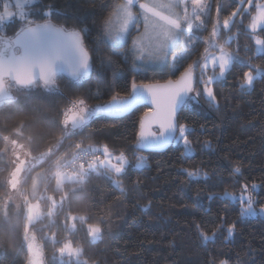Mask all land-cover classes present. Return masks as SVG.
Here are the masks:
<instances>
[{
	"label": "trees",
	"instance_id": "obj_1",
	"mask_svg": "<svg viewBox=\"0 0 264 264\" xmlns=\"http://www.w3.org/2000/svg\"><path fill=\"white\" fill-rule=\"evenodd\" d=\"M48 2L53 3L60 13L51 17L54 24L69 29L75 27L77 30H88L84 44L92 55L93 69L81 81H72L66 74L58 77L57 83L65 96H46L38 91L30 100H25L28 93L13 87V94L19 98L24 109L16 111L17 105L14 104L0 109V133L8 134L23 121L26 135L31 133L34 137L33 155L44 151L49 144H54L60 136L59 126L49 121L56 120L59 110L71 99L82 97L89 105H95L108 101L115 92L126 96L131 92L133 78L137 84H146L175 79L180 74L176 72L171 75L168 68L137 71L132 66V54L129 51L134 30L121 49L127 54V60L114 57L116 62L111 66L103 61L109 49L96 41L100 36L102 22L115 0ZM223 3L225 10L221 19L236 7L232 0H223ZM211 15L213 18L216 16L215 0H212ZM34 19L41 21L39 16ZM247 20L245 18L244 22ZM208 27L211 28V20ZM18 28V18L4 25L9 36ZM239 31L240 55H247L252 58V63L264 66V56L254 55V40L249 39L244 29ZM232 32L236 33L237 28L234 27ZM258 35L264 38V32L258 31ZM225 39L226 34L222 32L219 43H224ZM245 44L251 51H243ZM225 47L235 51L236 43ZM202 50L203 44H200L193 59ZM188 63L191 60L185 61L180 71ZM238 76H242V72L236 67L227 76L226 82L213 85L219 100L218 107L210 105L201 96L199 104L193 102L179 113L178 123L190 126L189 139L195 149L194 155H183V142L176 140L163 151L135 147L140 119L149 108L144 105L118 114L98 113L83 132L64 141V147L56 155L63 153L69 144L84 139L85 143L108 144L117 153L124 151L132 164L136 163L137 155L146 158L142 168H130L128 174L122 177L124 192L114 188L103 175L96 174L84 185L64 186V191L71 196V207L66 206L65 211L88 214L90 219L87 223H100L104 229L103 240L91 244L86 237V225L81 226L77 222L79 230L70 238L83 245L87 258L100 259V264H211L212 260L216 264L221 260L228 261V264H264V215L240 219L238 206L221 198L225 188L239 192L241 184L251 186L255 183L258 188L251 193L257 201L255 206L259 209L264 206V79H257L253 89L242 91ZM3 147L0 141V148ZM7 159H0V182H3L10 170L5 162ZM49 163H41L31 175L48 169ZM233 164L241 166L242 176L232 177ZM196 167L208 172L211 179L205 181L203 177L190 178L183 171ZM220 177H223L222 182ZM45 186L48 194L54 195L57 200L62 195L55 190L54 179L50 178L41 184L40 190L43 191ZM22 187L24 194L28 195L31 191V177ZM73 187L80 189L75 195H71ZM3 192L4 189L0 188V193ZM211 193L217 195L209 200ZM41 206L47 210L45 201H41ZM220 217H226L227 225L235 223L233 236L228 237L227 232L223 231L214 241H203L196 226L199 225L211 234V230L220 224ZM54 219L57 221L54 225H50L45 218L32 228L43 245L45 264H53V253L60 247L59 244L53 245L44 240L45 234L50 236L54 232L61 241L69 238L62 227L64 212L58 211ZM23 223L24 217L21 215L14 235L0 226V264H24L27 253L20 248Z\"/></svg>",
	"mask_w": 264,
	"mask_h": 264
},
{
	"label": "snow or ice",
	"instance_id": "obj_2",
	"mask_svg": "<svg viewBox=\"0 0 264 264\" xmlns=\"http://www.w3.org/2000/svg\"><path fill=\"white\" fill-rule=\"evenodd\" d=\"M232 2L236 7L221 19L225 10L223 0H215L214 18L211 15L212 0H115L102 22L96 41L109 49L103 61L111 66L116 62L114 57L127 60V54L121 49L134 30L136 37L129 50L133 54V67L137 71L141 68L146 71L148 67L158 66L163 61V67H167L171 75L179 72V76L174 80L169 78L163 84H137L133 78L131 92L126 96L115 92L108 101L95 105H89L82 97L71 99L59 110L58 118L49 121L59 126L60 136L54 144H49L37 155L32 154L34 137L31 133L26 135L23 121L8 134L0 133V141L4 144L0 148V159L8 156L5 162L10 169L3 182H0V188L4 189L0 193V226L14 235L19 218L23 215L20 248L27 253L24 264H45L43 245L32 228L45 218L50 225L56 224L54 217L58 211L64 212L62 227L69 238L58 240L54 232L43 237L53 245H60L53 253V264H100V259L87 258L83 245L70 237L79 230L77 222L81 226L86 225V237L91 244L103 240L104 229L100 223H87L90 219L88 214L65 211L66 206L71 207V196L64 191V186L84 185L96 174L103 175L114 188L124 192L122 177L128 174L130 168H142L146 158L137 155L136 163L132 164L124 151L117 153L108 144L85 143L84 139L69 144L63 153L56 155L64 147V141L83 132L98 113L128 112L150 102L152 107L140 119L135 147L174 139L183 142V155L191 156L195 154V149L189 139L190 126L178 123L179 113L185 106L193 102L199 104L203 96L210 105L218 107L219 100L213 85L226 82L227 76L236 67L242 72V76H238L242 91L253 89L257 79H264V66L252 63V58L247 55L241 56L239 43V29L242 28L249 39L255 42L254 55L264 56V38L257 34L258 30L264 32V0ZM53 14L60 15L55 5L48 0H0V109L14 104L17 105L16 111H23L24 105L13 94V87L28 93L25 100H30L38 91L46 96H65L57 83L58 77L67 73L72 81H81L92 71V55L84 44L88 30L54 24L51 20ZM37 16L41 17L40 22L34 19ZM14 18H18L19 28L9 36L4 25L14 22ZM245 18L249 20L247 24L244 23ZM141 23L143 31L140 29ZM234 27L237 28L236 33L232 32ZM222 32L226 34V39L224 43H219ZM233 42L236 43L235 51L225 47ZM200 44H203V50L193 59ZM243 51L247 53L251 49L245 44ZM169 53L172 61L170 65L166 62ZM187 60H191V63L180 71ZM146 61L150 63L145 64ZM137 64L140 68H137ZM153 125L157 127L156 131H151ZM47 162H50L48 169L31 175L41 163ZM183 171L190 178L211 179L209 173L199 167ZM231 174L234 178L242 176L241 166L233 164ZM29 177L31 191L25 195L22 186ZM50 178L55 180V190L62 193L58 200L48 194L47 186L43 191L40 190V185ZM219 179L223 181V177ZM257 188L255 183L251 186L241 184L238 193L225 188L221 198L238 206L240 219L264 215V206L259 212L254 206L257 201L251 193L256 192ZM78 191L79 188L73 187L71 195ZM215 195L209 194L208 199L211 200ZM41 201L46 202V211ZM219 219L220 224L211 230V234L196 226L203 241H214L223 231L227 232L228 237L233 236L235 223L227 225L226 217ZM211 264H216V261L212 260ZM219 264H228V261L221 260Z\"/></svg>",
	"mask_w": 264,
	"mask_h": 264
},
{
	"label": "water",
	"instance_id": "obj_3",
	"mask_svg": "<svg viewBox=\"0 0 264 264\" xmlns=\"http://www.w3.org/2000/svg\"><path fill=\"white\" fill-rule=\"evenodd\" d=\"M66 75H68L67 73H65ZM177 78V77H176ZM175 78V79H176ZM174 80V79H173ZM167 81V80H166ZM166 81H161L159 82L160 84L165 83ZM157 82H151V83H146V84H155ZM144 106L147 107H152L151 103H145ZM138 107V106H137ZM153 128H157L155 125L152 126L151 131H154ZM174 139H170L167 142H160V143H153L151 145L148 146H142L140 148L145 149V150H150V151H163L165 149H167L172 143H173Z\"/></svg>",
	"mask_w": 264,
	"mask_h": 264
},
{
	"label": "rangeland",
	"instance_id": "obj_4",
	"mask_svg": "<svg viewBox=\"0 0 264 264\" xmlns=\"http://www.w3.org/2000/svg\"><path fill=\"white\" fill-rule=\"evenodd\" d=\"M249 22V20H247L246 22H244L245 24H247ZM140 29L141 31H143V25L142 23L140 24ZM259 31V30H258ZM207 34V33H205ZM258 34V33H257ZM136 37V32L134 33V35L132 36V39H131V48H132V42H133V38ZM255 49H256V46H255ZM178 51V50H177ZM166 62L170 65L171 64V53H169L166 57ZM150 62L146 61L145 64H148ZM163 61L160 62V64L158 66H152V67H148L147 69H154V68H167V67H163ZM132 66H133V54H132ZM137 68H140V65L137 64ZM141 70H143V68H141ZM9 156H10V153H9ZM7 158H9L8 156H6ZM144 157V156H143ZM146 162V161H145ZM230 192H235V191H230ZM238 193V191H237ZM255 206V205H254ZM256 207V206H255ZM257 208V207H256ZM257 211H259V208H257Z\"/></svg>",
	"mask_w": 264,
	"mask_h": 264
}]
</instances>
